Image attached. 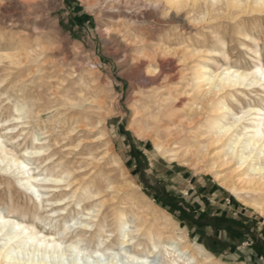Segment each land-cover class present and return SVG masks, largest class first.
<instances>
[{
    "label": "bare ground",
    "instance_id": "6f19581e",
    "mask_svg": "<svg viewBox=\"0 0 264 264\" xmlns=\"http://www.w3.org/2000/svg\"><path fill=\"white\" fill-rule=\"evenodd\" d=\"M105 8L113 19L121 15L127 18V23L130 24L128 28H120L127 37H131L133 33L137 36V26L147 15H145L147 10L150 16L161 14L159 21L165 24L171 25L176 22L181 25L180 33L162 34L156 44L152 43L153 45L149 46L144 40L141 46H132L138 47L142 54L136 57L138 66L135 70L145 86L158 85L159 81L161 83L162 79L166 78L167 68L178 69L181 66H183L181 77L186 82V87L176 85L173 81L175 77L169 76L171 86L160 84V88H166L165 92H162V89L152 92L155 95L153 101L155 108L151 110V105L145 104L144 109L136 110L135 114L147 113L148 117L153 119L152 124L146 126L148 129L151 126V131L153 130L157 136L154 139L157 153L167 156V159L170 157L171 160L184 161L203 172L213 173L223 187L243 198L245 204H250L264 215V53L260 38L257 36L262 26L260 21L264 20V0H137L135 2L105 0ZM115 9L117 11H114ZM4 10L7 12L6 8ZM252 18L258 19L259 22H250L249 27L248 21ZM225 22L227 27L225 26L224 30L218 27L215 29V26H223ZM116 25L121 26L119 21H116ZM206 28H212L211 37L214 40L212 46H209V36L202 32ZM193 30L196 37L190 34ZM183 32H186V37H183ZM228 37L231 42L236 40L243 51L251 57L252 67L232 65L234 46L230 45ZM174 40L178 45L176 47L172 46ZM31 46L21 40L14 50H0V61L3 60L2 58H7L15 65L25 63L31 58L34 61L38 56L36 55L38 50ZM82 87L84 88L83 85ZM59 94L56 93L55 96ZM249 94H254L256 100ZM24 97L14 99L16 101L12 105L13 116L9 120H4V123L10 121L20 123L19 125L23 127L21 132L16 133L17 125L9 126V124L2 133L0 132V179L8 181V185L11 183L14 185L12 181L15 180L18 185L17 191L28 194L34 203V208L27 209V204L21 206L13 193L10 194V202L6 208L0 205V264H142L143 261H151V264H215L207 258L208 256L205 257V261L200 260L199 255H202L205 249L197 246L198 251H193L184 241L183 235L166 237L170 215H152L149 218L150 215L148 216L147 213L138 211L141 206L132 211L133 215L125 209L116 208L118 203L115 202V192L127 190L131 185L129 181L119 184L116 176L113 175L116 168L109 167L106 161V151L95 154V150L92 151L88 147L89 158H83L79 162L80 165H73L74 167L70 165L71 160L64 159L65 154L72 153L71 148L68 149L71 150L70 152L62 155L64 157L56 156L58 159L54 160L53 157L61 151L60 149H64L76 140L78 143L75 147L71 146L72 148L89 146L90 143L85 145L86 142H84L85 146L82 145V140L88 139H81L79 135L81 131H85L83 130L85 127L82 129L79 124L81 128L75 126L69 128V126L67 130L65 129V133H62L64 136L61 140L60 136L50 140L49 135L34 127L35 130H27L30 128L27 126L30 125L31 119L33 120L34 113L38 112L35 111L34 102ZM240 99L246 100L247 105H242ZM228 100L239 103L240 110L235 111ZM175 101L185 103L188 101V107L183 111L173 109L169 103ZM76 117L78 119L79 116ZM165 120L169 122L165 127V133L172 138L174 135L177 137L196 121L200 124V128L205 127V129L194 133L195 141L187 143L181 149L178 145L173 146L176 142L169 143V138L164 140L160 137V128ZM65 125L62 127L65 128ZM145 127L140 126L139 129ZM53 130L55 132L56 129ZM23 135L25 136L23 139L30 137L32 146L25 147L22 153L18 154L16 146L20 144L19 138ZM95 160L102 161L100 167L108 173L101 182L100 180L97 182L87 169H82L89 167V164H93ZM115 162L119 163V160L115 159ZM3 190L5 192L4 188ZM61 190L68 192L58 196L56 192ZM4 196L2 195V198ZM146 222L149 223L145 227ZM141 233L146 235L148 243L145 244L137 237ZM140 247L146 251L144 256L130 251V248L136 251ZM121 252L127 260L117 259V255Z\"/></svg>",
    "mask_w": 264,
    "mask_h": 264
},
{
    "label": "rangeland",
    "instance_id": "374dc122",
    "mask_svg": "<svg viewBox=\"0 0 264 264\" xmlns=\"http://www.w3.org/2000/svg\"><path fill=\"white\" fill-rule=\"evenodd\" d=\"M0 1V19H2V23H0V25L2 24L0 26V50H14L21 40H24L29 46L33 44V48H37L36 55L40 57H36L34 61L32 58L30 60L27 59L26 61L28 62L25 61V63L18 65L11 63L7 58H2L3 62L0 61V79L2 78L0 80L1 133L7 127V124L9 126L17 125L16 133L21 132L23 127L19 125L20 123L14 121L4 122L13 116L12 105L16 101L14 99L25 96L24 98L29 99L32 103L34 102L35 111L38 112L37 114L34 113V121L31 119V126H27L30 127L27 130L32 131L35 128L49 135L48 138L50 140L54 137L59 138V136L61 140V137L63 139L64 136L62 133H65V129L67 130L69 126V128L75 126L78 128L82 127V129L85 127L83 129L85 131H81L79 135L81 139H88L82 140V145L86 142L85 145L90 143L89 146L79 147L78 149L72 148L78 143V140H76V142L74 141L71 145L66 146L67 148H62L63 151L60 149L61 151L53 157L54 160H57V157H61L64 153L70 152L69 148L73 150L72 153L69 155L65 154L66 158L62 157L65 160H71V166H78L83 158H89L90 150L88 149L95 150V154L103 151L107 152L106 161L109 167L116 168L115 172L113 171V175L116 176L119 184L120 182L129 181L128 183L131 185V188L127 190L115 192V202L118 203L116 205L117 209L119 207L118 210L120 208L125 209L130 215H133L132 211L134 209L137 210L141 206L138 211L144 214L147 213L148 216L150 215L149 218L152 215H170L171 220L168 221L166 237H172V235L176 234L183 235L184 241L193 251H198L199 246L203 247L205 250L202 255H199L202 261L208 256L207 258L211 259L215 264H257L254 259H258L260 264H264V253H260L258 250L256 253L251 252L256 257L254 258L248 251L255 244L257 248H261L264 251V215L251 207L250 204H245L246 202L243 198H239L236 194L230 192L229 189L223 187L213 173L203 172V170L201 171L184 161L171 160L170 157L167 159V156L157 153L154 147V139L157 136L153 130L151 131V126L149 129L146 126L152 124L153 119L148 117L147 113L135 114L136 110L144 109L145 104H150L151 110L155 108L153 103L155 95L152 92L160 89L165 92L166 88H160V86L162 84L172 85L168 79L169 76L175 77L173 81L176 85H184L186 87L185 79L181 77L183 66H181L182 68L178 67V69L167 68V76L162 79L161 83L159 81L158 85H152L153 87L145 86L136 73L138 66L136 57L142 54L139 52L138 47H132L133 45L141 46L144 40L151 46L160 41L159 38L162 34L180 33L181 25L179 23L165 24L159 21L161 14L150 16L147 10L145 11V15L147 14L144 17L145 20L143 19L137 26V36L133 35L132 30L133 34L131 37H127L123 34V31H120V28L126 29L128 26L127 18L121 15L113 19L110 12L105 8V0ZM131 1L135 2L137 0ZM5 8L7 12H5ZM114 11L117 10L115 9ZM116 21H119L121 26L116 25ZM250 22H259V20L250 19L248 21L249 27L251 26ZM260 23L262 26L257 36L260 38L264 53V20H261ZM224 24L223 26H215V29H225L227 24ZM149 30L151 32H146ZM202 32L207 37L209 36V46H212L214 44V40L211 37L212 28L203 29ZM190 34H194L193 36L196 37L195 30L190 32ZM185 35L186 32H183V37H186ZM227 40L230 45L234 46V55L231 59L232 65L252 67L251 57L243 51L244 49L237 41L231 42L229 37ZM172 42V46L176 47L175 40ZM241 51L244 52L242 55L240 54L242 53ZM235 52L238 54L236 55ZM178 58L176 59L178 60ZM56 93L60 94L55 96ZM140 94L144 95L141 96ZM249 96L256 100L254 94H249ZM81 97L83 98L81 99ZM187 102L175 101L174 103H169V105L173 109L183 111L184 108L188 107ZM228 103L235 111H239L241 108V105L237 102L228 100ZM240 103L247 105L244 99H240ZM101 110L103 112H100ZM76 115L79 116L78 119ZM97 120H100V123ZM137 120L139 123L136 122ZM73 121L74 123H72ZM79 121L81 122L79 123ZM168 123L167 120L162 123L160 137L164 140L169 138V143L176 142L173 146L178 145L181 149L187 143L195 141L194 133H199L202 129H205V127L200 128V124L196 121L190 127H186L183 132H180L177 137L174 135L172 138V136L165 133V127ZM64 124H66L65 128L62 127ZM140 126L146 127L139 129ZM53 128L56 129V133ZM24 137L23 135L19 138L20 144L16 146L18 154H21L25 147L32 146L30 137L23 139ZM96 149L99 151H96ZM78 152H82V154H77ZM75 156L78 157L76 158ZM115 159H118L119 163H116ZM100 163L103 162L95 160L93 164H89V167L82 168L87 169L88 173L93 175L97 182L99 180L101 182L108 175L105 170L101 169ZM95 168H99L98 171ZM103 173L105 176H103ZM11 179L13 180L14 178L12 177ZM0 182L3 183L0 184L1 207L6 208L9 205L10 194L13 193L12 195L15 198L17 197L16 201L20 202L21 206L27 204V209L31 210L34 208V203L29 198V195L24 194L22 191H17L18 185L15 180L12 181L14 185H11L12 183L8 185V181L4 179H0ZM65 192H68V190H61L56 193L58 196H62ZM2 195H5L4 199ZM7 195H9L8 198ZM118 195L121 196L119 197ZM148 223H145V227L148 226ZM39 227L42 226L39 225ZM137 237L141 238L145 244L148 243V238L145 234L141 233ZM116 251L118 252V249ZM130 251L143 256L146 254L142 247L137 248L136 251L130 248ZM117 259L127 260L123 252L117 255ZM142 264H151V261H143Z\"/></svg>",
    "mask_w": 264,
    "mask_h": 264
},
{
    "label": "crops",
    "instance_id": "0c3cea01",
    "mask_svg": "<svg viewBox=\"0 0 264 264\" xmlns=\"http://www.w3.org/2000/svg\"><path fill=\"white\" fill-rule=\"evenodd\" d=\"M257 250L260 252V253H264V251L261 249V248H257L256 247V244L253 246V248H249L248 251L250 252V255L254 258H256L255 256L252 255L253 252H257ZM252 252V253H251ZM256 260L257 264H260V261L258 259H254Z\"/></svg>",
    "mask_w": 264,
    "mask_h": 264
},
{
    "label": "snow or ice",
    "instance_id": "6c2138e0",
    "mask_svg": "<svg viewBox=\"0 0 264 264\" xmlns=\"http://www.w3.org/2000/svg\"><path fill=\"white\" fill-rule=\"evenodd\" d=\"M15 227V226H14Z\"/></svg>",
    "mask_w": 264,
    "mask_h": 264
}]
</instances>
